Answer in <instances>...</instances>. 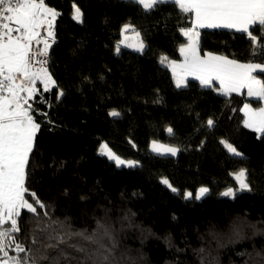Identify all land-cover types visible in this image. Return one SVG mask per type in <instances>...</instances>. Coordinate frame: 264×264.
I'll return each mask as SVG.
<instances>
[{
	"label": "trees",
	"instance_id": "1",
	"mask_svg": "<svg viewBox=\"0 0 264 264\" xmlns=\"http://www.w3.org/2000/svg\"><path fill=\"white\" fill-rule=\"evenodd\" d=\"M46 2L61 13L54 23L48 67L65 95L56 101L58 90L53 88L44 93L45 103L38 102L39 95L29 101L47 117L33 113L41 128L29 157L26 186L46 207L36 205L38 218L21 210L20 239L30 245L32 229L39 234L53 221L92 232L101 220L111 226L117 255L125 254L136 264H245L248 254L255 264L256 252L264 255V235L245 228L237 238L231 225L264 221V136L243 126L240 110L245 102L254 107L260 102L244 92L222 96L192 78L187 87L175 86L160 57H181L179 47L187 39L179 29L191 25L190 14L180 15L169 5L145 15L127 0ZM73 5L81 8L82 22L73 19ZM126 23L140 32L146 45L142 53L118 44ZM199 32L200 54L252 59L247 38L234 29ZM255 75L264 80V75ZM37 87L43 91L39 81ZM112 110L120 116H110ZM209 118L214 128L207 126ZM222 140L242 156L229 153ZM151 141L179 151L158 154L150 150ZM102 142L138 166H117L101 154ZM242 168L248 170L251 191L221 195L226 188L236 189L233 173ZM202 186L209 192L197 200ZM187 192L192 198L185 199ZM201 248L204 252L198 253Z\"/></svg>",
	"mask_w": 264,
	"mask_h": 264
},
{
	"label": "snow or ice",
	"instance_id": "2",
	"mask_svg": "<svg viewBox=\"0 0 264 264\" xmlns=\"http://www.w3.org/2000/svg\"><path fill=\"white\" fill-rule=\"evenodd\" d=\"M138 6L145 15L162 10L163 7L178 8L180 15L190 14L191 27H181L179 31L187 37L188 43L180 47L184 57L181 63L169 61L167 56L161 55L160 64L171 68L175 86H188L191 76L200 82L201 87L217 91L228 97L232 93H240L247 89V95L257 102L264 101V80L253 75H264V0H127ZM73 19L82 22L83 13L80 7L73 5ZM61 13L46 0H0V264H136L125 254L117 255V244L112 236V229L104 221L97 220L96 228L92 232L73 230L70 222L53 221L45 227L32 229L31 244L25 245L20 235L22 233V211L38 218L36 205L43 209L46 205L30 192L26 186L29 157L33 151L36 134L41 124L36 121L33 113L47 117V113H39L32 103L39 95V103H45L44 93L53 88L56 101L65 95L62 88L53 78L49 70L48 38H41V28L46 26L47 37L55 42L54 23ZM234 29L247 38L251 60L242 63L237 58L226 55H216L204 52L201 56L199 46L200 32L198 29ZM131 31L132 38L137 39L135 49L143 52L146 45L140 41V32L130 23L123 25L121 34ZM131 39L125 36V40ZM43 44V48H34ZM126 47L124 40L120 42ZM116 52H120L119 45ZM87 79V78H85ZM43 85V91L37 87V82ZM213 81L219 87H213ZM244 113L243 126L264 136V107L252 108L246 103L242 109ZM235 111V109H234ZM112 117H119L120 113L112 110ZM209 128L215 127L212 118L207 120ZM167 131L172 134L173 129ZM228 152L240 157L242 154L235 147L222 140ZM152 150L158 154L170 153L176 155L179 149L152 144ZM101 154L114 160L117 166L137 167L139 162L126 161L116 155L107 144L101 145ZM238 181V188H228L221 193L223 196L235 197L237 192L251 191L248 170L240 169L233 173ZM173 192L178 190L167 179L162 181ZM209 192L207 187L198 190L195 199L199 200ZM29 198H25V194ZM192 193L184 194L185 199L192 198ZM31 199L32 202H29ZM48 215L47 212L44 213ZM128 219V217H125ZM264 221L252 223L246 220L233 221L232 235L240 237L245 228H251L254 234L264 235ZM46 234V236H45ZM72 241V242H70ZM108 241V243H105ZM62 245L64 247H62ZM71 249V251H69ZM204 249L198 250L203 253ZM244 255V253H240ZM249 261L251 264L252 254ZM255 264H264V255L256 252ZM201 264H204L203 260ZM211 264V261H209Z\"/></svg>",
	"mask_w": 264,
	"mask_h": 264
},
{
	"label": "rangeland",
	"instance_id": "3",
	"mask_svg": "<svg viewBox=\"0 0 264 264\" xmlns=\"http://www.w3.org/2000/svg\"><path fill=\"white\" fill-rule=\"evenodd\" d=\"M121 37H120V39H119V41H118V44L119 45H124V44H121L120 42L122 41V40H124L125 41V43L126 44H131V45H133L132 47H130V48H134L135 47V45L137 44V39L136 38H132L133 37V33L131 32V31H129L128 33H126V34H124V35H120ZM125 36H127V37H130L131 39H128V40H125ZM159 143V145H163V146H165V147H175V146H172V145H169V144H166V143H162V142H158ZM103 144H106L105 142H102L101 143V145H103ZM101 145H100V152H101ZM109 148V147H108ZM176 148V147H175ZM151 150H152V146H151ZM153 151V150H152ZM113 152V151H112ZM154 152V151H153ZM157 153V152H156ZM165 154V153H164ZM121 158V157H120ZM121 159H123V158H121ZM124 160H126V161H133V160H130V159H124ZM238 172V171H237ZM236 173V172H235ZM233 177H234V175H233ZM234 179H235V177H234ZM164 180V178L162 179V181ZM236 180V179H235ZM236 182H237V187L236 188H238V181L236 180ZM202 187H204V186H202ZM201 187H199L198 189H197V191H196V194L195 195H197V193H198V190L200 189ZM229 188H232V187H229ZM228 188H226L224 191H226ZM234 189V188H233Z\"/></svg>",
	"mask_w": 264,
	"mask_h": 264
},
{
	"label": "crops",
	"instance_id": "4",
	"mask_svg": "<svg viewBox=\"0 0 264 264\" xmlns=\"http://www.w3.org/2000/svg\"><path fill=\"white\" fill-rule=\"evenodd\" d=\"M189 27H191V25L189 26ZM188 28V27H187ZM198 30H200V29H198ZM139 39V38H138ZM186 39H187V37H186ZM140 40V39H139ZM188 43V39H187V41L184 43V44H182V45H186ZM181 45V46H182ZM180 46V47H181ZM180 47H179V49H180ZM133 49H135V47L133 48ZM136 50V49H135ZM180 51V50H179ZM207 52H209V51H207ZM211 53H213V54H216V55H222V54H218V53H214V52H211ZM180 55H181V53H180ZM204 55V53H202L201 54V56H203ZM230 58V57H229ZM183 59H184V57L181 55V57L179 58V59H168L169 61H176L177 63H181L182 61H183ZM231 59V58H230ZM240 62H242V63H245L244 61H240ZM258 63V62H257ZM169 68V67H168ZM169 70L171 71V68H169ZM258 72V71H257ZM256 72V73H257ZM171 73H172V71H171ZM256 73H253V75H255ZM173 75V74H172ZM188 78H192V79H194L193 77H191V76H189ZM187 78V79H188ZM258 78V77H257ZM196 80V79H195ZM198 81V80H197ZM199 82V81H198ZM213 83H216L217 85H218V87H219V84H218V82H216V81H213ZM242 92H244L246 95H247V89H242L241 91H240V93H242ZM235 93V92H234ZM248 96V95H247ZM249 97V96H248ZM252 98V97H251ZM246 103H249V102H245V103H243V105H242V107H241V109L244 107V105L246 104ZM250 104V103H249ZM250 106L252 107V108H258V107H264V101H260V105L259 106H256V107H254V106H252L251 104H250ZM153 142L154 141H151L150 142V145H149V148H150V150H151V146H152V144H153ZM157 144H159L158 143V141H155ZM168 154H170V153H168ZM224 192V191H223Z\"/></svg>",
	"mask_w": 264,
	"mask_h": 264
},
{
	"label": "built area",
	"instance_id": "5",
	"mask_svg": "<svg viewBox=\"0 0 264 264\" xmlns=\"http://www.w3.org/2000/svg\"><path fill=\"white\" fill-rule=\"evenodd\" d=\"M41 38L43 39V38H48L49 39V43L50 44H52V39L51 38H49V37H47V31H46V26L44 27V28H41ZM33 47L34 48H43V44L41 43V44H39V45H36L35 44V42L33 43Z\"/></svg>",
	"mask_w": 264,
	"mask_h": 264
}]
</instances>
